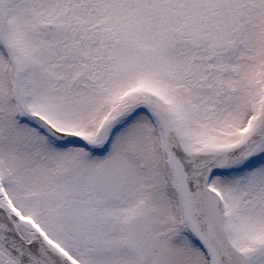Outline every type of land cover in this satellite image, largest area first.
<instances>
[{"label": "snow or ice", "instance_id": "1", "mask_svg": "<svg viewBox=\"0 0 264 264\" xmlns=\"http://www.w3.org/2000/svg\"><path fill=\"white\" fill-rule=\"evenodd\" d=\"M0 264H264V0H0Z\"/></svg>", "mask_w": 264, "mask_h": 264}]
</instances>
